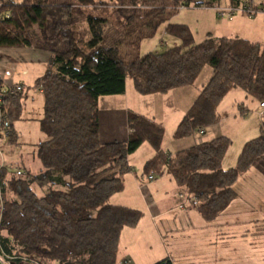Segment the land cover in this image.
I'll return each mask as SVG.
<instances>
[{
  "label": "trees",
  "instance_id": "obj_1",
  "mask_svg": "<svg viewBox=\"0 0 264 264\" xmlns=\"http://www.w3.org/2000/svg\"><path fill=\"white\" fill-rule=\"evenodd\" d=\"M68 1L54 5L50 0H0V49L50 53L48 70L35 85L45 99L39 122L47 139L36 154L44 171L18 174L0 166V256L13 264H118L121 233L136 227L143 213L110 200L125 189L124 176L132 171L129 155L145 143L155 152L145 174L169 175L206 220L227 209L237 198L234 185L264 157V110L260 136L245 144L237 166L228 170L222 163L232 145L229 137L171 155L162 147L165 127L132 111L127 141H100V99L125 94L128 78L141 95L166 94L193 86L206 67L212 69L178 125L176 140L204 134L217 124L218 106L233 91L264 102V42L208 35L195 44L189 26L169 23L181 8L216 9L221 0H165L152 6L160 0ZM230 4L233 11L249 15L264 11V3L258 6L255 0ZM122 7L132 12L111 31L109 18ZM78 8L89 36L73 21ZM163 24L181 45L142 56L143 42ZM19 87L5 91L0 78V130L9 145H18L15 123L25 99ZM34 187L51 189L40 197Z\"/></svg>",
  "mask_w": 264,
  "mask_h": 264
},
{
  "label": "rangeland",
  "instance_id": "obj_2",
  "mask_svg": "<svg viewBox=\"0 0 264 264\" xmlns=\"http://www.w3.org/2000/svg\"><path fill=\"white\" fill-rule=\"evenodd\" d=\"M12 1L21 2L22 0ZM98 1L109 2V0ZM68 2V0H50V3L54 5H65ZM165 2V0H160L150 4L152 6ZM255 2L260 6L264 0H255ZM228 4L229 0H221L216 9L181 8L172 14L169 23L189 26L193 32L195 44H199L211 32H215L214 36H221L220 23H218L221 19L217 17V11L227 9ZM130 12L132 11L129 8H117L114 12L115 17L109 18L112 22L110 30H113V25L120 26L124 17ZM105 15L106 13H104ZM239 15L243 16L244 13L237 11L236 16ZM245 16L248 17V15ZM72 18L77 28L89 36L86 18L79 8ZM262 18L264 19L263 11L258 12L253 17L256 21L264 23ZM166 28L167 24H163L152 39L143 42L140 51L142 56L148 53H162L181 45V41L169 34ZM20 62L21 60L17 56H13L11 65H8L9 68L6 64L2 68V72L5 73L2 77L5 84L4 90L17 88L19 86L14 85L20 84L22 81L25 99L21 118L15 123V129L19 135L18 145H9L5 133L0 130V166L4 163L18 174L28 171L38 175L44 171V168L37 159V147L47 138L41 131L39 122L43 115L45 99L35 85L46 74L48 66L42 68L41 71L40 65L26 64L24 61V65L21 66L19 65ZM211 76L212 69L206 67L195 85L199 87L206 84ZM126 82L129 84L130 90L133 91L132 79L128 78ZM191 91L193 93V90ZM236 93L230 94L222 104L220 103L217 109L218 114H221L219 115L221 116L220 121L205 128L204 134L197 132L193 136L179 139L180 142H177L174 138L178 127L174 125L175 119L169 117L163 121L166 129L163 142L164 151L175 152L180 148L179 143L210 142L217 136H227L232 140V145L226 152L223 162L225 164L231 163L236 167L245 144L261 134L260 116L263 112L260 110L257 101L252 98L245 101L246 95L243 91ZM187 97L190 98V96ZM130 104L135 106L132 101ZM240 104H244L249 109L245 115L242 110H239ZM160 107L158 103L157 112L160 111ZM262 109L264 110V107ZM181 140L186 142H181ZM149 149H152L150 144L145 143L141 150L129 155L128 158L129 166L133 167V174L143 181L145 175V170L142 168L143 156L148 154ZM255 171L261 176L262 173L264 174V157L254 164L248 172L249 174L245 173L247 178L241 183L244 187L235 186L238 188L239 196L242 199L232 201L227 209L213 220H206L194 210V202H190L187 206V208L193 207V209L184 210L182 208L180 210V208L173 206L169 214L153 218L152 222L149 218L152 213H148L147 209L141 210L144 216L139 224H142L144 228L148 227V223L150 227L155 224L156 228L152 230L157 232L149 233L143 237L145 248L142 251L136 249L138 255L145 257L144 261H132V263L156 264L167 256L173 264H264V177L260 179L256 174H252ZM128 174L124 176V179ZM146 177H148L147 174ZM33 189L38 196L44 197L51 187L43 189L34 187ZM153 199L154 201L159 200L155 197ZM2 259L4 264H13L6 258L2 257ZM22 264L28 263L23 262ZM118 264H130V262L118 261Z\"/></svg>",
  "mask_w": 264,
  "mask_h": 264
},
{
  "label": "crops",
  "instance_id": "obj_3",
  "mask_svg": "<svg viewBox=\"0 0 264 264\" xmlns=\"http://www.w3.org/2000/svg\"><path fill=\"white\" fill-rule=\"evenodd\" d=\"M257 13H255L254 15H249V14L244 13L243 16L241 15L236 16L237 11L232 10L230 0H229L227 9L225 10L219 9L217 11V17L221 19L220 22H218L220 23V28H221L220 35L221 36H214L215 32H211L208 35H212L213 37H216V38H222V37L242 38V39H246L253 43H263L264 42V23L260 21L259 22L256 21L258 20L257 18H255L256 20L253 19V17ZM245 15H248V17H246ZM262 20L264 21L263 18ZM13 56H17L21 60L19 64L21 66L24 65L23 64L24 61L26 64L40 65L41 71L44 69V67L49 66L50 53L45 50H38L35 48L0 49V78L2 80H3L2 77L5 74L4 72H2V68L4 67L5 64L7 66L11 65ZM20 82H21L20 84H16L14 86H17V85L24 86L23 82L22 81ZM3 83H4V80H3ZM204 85L205 84H202L201 86L197 87L194 84L193 86L173 90L166 94L141 95L135 90L134 84H133V91H132L130 90L129 84L126 82L125 94L117 95V96H107V97H102L100 99L99 123H100L101 143L108 144V143H113V142H125L128 140L129 135H130V130L127 124V117H128V112H131V111L141 114L143 116H146L148 118L154 119L156 122L160 123L163 126L165 125L163 121L171 117V119H175L174 125L178 126L183 120L186 113L188 112L190 106L193 104L195 99L198 97L200 90L202 89ZM191 90H193V93ZM237 91H240V90H236V91L229 93L224 98V100H226V98L230 94L236 93ZM187 96H190V98H188ZM248 98L250 97L246 95L245 101L249 100ZM131 101L134 103L135 106H132L130 104ZM158 103L161 106L159 112H157V108H156ZM236 103L239 105L238 102ZM261 106L262 104H259L260 110L263 111ZM244 109H246V111H249V109H247L244 104H240L239 110L245 111ZM245 114L246 113H244V115ZM260 118H262V114ZM165 132H166V129H165ZM215 135H218V134H215ZM218 137H223V136H217V138ZM177 142H180V141L177 140ZM181 142H186V141L181 140ZM199 143H202V142L194 141V142H188V143H179L180 148L175 150V152H168V153H170L171 155H175L177 152L188 150L198 145ZM143 146L144 144L135 152H138L139 150H141ZM147 153H148L147 155L143 156L144 164L142 168H144V170H145L146 163L149 160H151L155 154L153 148L149 149ZM4 165L7 166L6 164ZM222 167L224 170H228V169L233 168L234 165L231 163L225 164L223 162ZM131 168L133 170V167ZM133 173L134 171H131L127 175V177H125L124 191L120 194L115 195L110 200V204L115 205V206H124V207L132 208L138 211H141V210L145 211V209H147L148 213L149 212L152 213V216L151 214L149 215L150 222H152L153 218H159L166 214H169L171 209H173V206L180 208V210L182 208H184V210L188 208L193 209V207L187 208L188 204H190L191 201L187 198L186 193L177 186V184L169 177V175L163 174L162 176L156 177L154 180L150 181L148 177H146V174H145L143 176L144 177V181H143V180H140ZM252 174H256L260 179L264 177L263 173L261 176L260 174L256 173V171L253 172ZM157 178L158 180H156ZM246 178L247 176L244 174L243 176L240 177V179L234 185V189L237 192V198L235 200L242 199L239 196L238 188L235 186L237 185V186H240V188L241 187L243 188L244 186H242L241 183L244 180H246ZM181 196L185 198L183 199L181 198ZM154 197L158 198L159 200L154 201L153 199ZM186 200H189V202H187ZM143 216H144V213H143ZM154 228H156V225L154 224L153 226L150 227L149 223H148L147 228L142 227V224L141 225L138 224L136 227H133V228H125L121 233L120 251L118 255V261H128L130 262V264H134L132 263V261H144L145 257H141V255H138L136 249H139L142 251L145 248L144 247L145 242H144L143 237L148 235L149 233L153 234L154 232H157L156 230H152ZM166 259H169L172 262V260L167 256L163 260H166Z\"/></svg>",
  "mask_w": 264,
  "mask_h": 264
},
{
  "label": "built area",
  "instance_id": "obj_4",
  "mask_svg": "<svg viewBox=\"0 0 264 264\" xmlns=\"http://www.w3.org/2000/svg\"><path fill=\"white\" fill-rule=\"evenodd\" d=\"M246 9H247V8H246ZM263 12H264V11H263ZM17 89L20 90V87H17ZM262 107H264V102L262 103ZM148 179H149L150 181L154 180V179H155V174H154V173H151V174L148 176ZM181 198L184 199L183 196H181ZM186 201L189 202V200H186ZM2 257H3V256H2ZM2 257L0 256V259H1V260H3ZM3 258H4V257H3Z\"/></svg>",
  "mask_w": 264,
  "mask_h": 264
},
{
  "label": "water",
  "instance_id": "obj_5",
  "mask_svg": "<svg viewBox=\"0 0 264 264\" xmlns=\"http://www.w3.org/2000/svg\"><path fill=\"white\" fill-rule=\"evenodd\" d=\"M0 264H4L3 261L0 259Z\"/></svg>",
  "mask_w": 264,
  "mask_h": 264
}]
</instances>
